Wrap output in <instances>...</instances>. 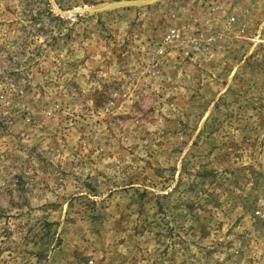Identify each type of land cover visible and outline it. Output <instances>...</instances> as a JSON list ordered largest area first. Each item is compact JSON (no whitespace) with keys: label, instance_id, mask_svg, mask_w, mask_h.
Here are the masks:
<instances>
[{"label":"rangeland","instance_id":"1","mask_svg":"<svg viewBox=\"0 0 264 264\" xmlns=\"http://www.w3.org/2000/svg\"><path fill=\"white\" fill-rule=\"evenodd\" d=\"M0 0V264H264V0Z\"/></svg>","mask_w":264,"mask_h":264},{"label":"water","instance_id":"2","mask_svg":"<svg viewBox=\"0 0 264 264\" xmlns=\"http://www.w3.org/2000/svg\"><path fill=\"white\" fill-rule=\"evenodd\" d=\"M161 0H136V1H123V2H117V3H112V4H106L102 6H98L95 8H92L88 10L90 13H95V12H100V11H105V10H112L116 8H123V7H130V6H145L149 5L155 2H158Z\"/></svg>","mask_w":264,"mask_h":264}]
</instances>
